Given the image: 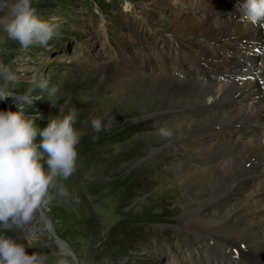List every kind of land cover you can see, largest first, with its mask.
Here are the masks:
<instances>
[{
  "label": "rangeland",
  "instance_id": "1",
  "mask_svg": "<svg viewBox=\"0 0 264 264\" xmlns=\"http://www.w3.org/2000/svg\"><path fill=\"white\" fill-rule=\"evenodd\" d=\"M208 1L33 0L41 18H55L57 35L46 45L28 48L7 37L0 39V63L16 73L17 90L23 91L33 74L57 85L59 98L54 104L42 99L34 107L45 117L76 108L74 127L80 132L76 171L62 181L66 195L61 197L49 189L51 198L25 226L24 231L30 234L34 229L35 236L34 246L26 251L47 256V264H54L61 251L56 239L43 228L42 214L79 257L80 264H197L196 257L187 256L184 249L185 239L192 234L191 217L185 227L178 219L185 210L197 207V199L208 195L189 188L186 195L179 183L181 175L193 172H187L185 164H196L194 171H200L209 169L214 161L208 158L211 151L200 148L194 157L190 145L184 143L189 131L203 127L199 125L204 117L159 90L141 88L139 96L130 93L134 90L130 84H115L129 83L136 75L179 77V71L172 72V61L180 60L185 66L188 53H200L202 47L213 43L202 39L195 29L187 33L180 23L184 18H215L219 8L210 9ZM40 94L47 98L46 93ZM15 100L4 98L0 109L15 110L19 104ZM34 110L25 109L26 113ZM91 118H101L110 124L109 129L94 132ZM46 122L37 121L40 126ZM190 123L192 129L187 130ZM160 127L168 128L172 135L161 137ZM241 207L232 198L226 203H209L199 215L226 217L237 224L244 219ZM263 228L264 222L256 224L255 234L261 235ZM242 237L247 238L244 230ZM244 238L238 242L239 249L231 251L237 258L251 249ZM194 247L197 250L190 254L202 250L205 255L203 248ZM233 263L237 264V259Z\"/></svg>",
  "mask_w": 264,
  "mask_h": 264
},
{
  "label": "bare ground",
  "instance_id": "2",
  "mask_svg": "<svg viewBox=\"0 0 264 264\" xmlns=\"http://www.w3.org/2000/svg\"><path fill=\"white\" fill-rule=\"evenodd\" d=\"M237 3L238 0H209L207 7L219 8L215 18H184L180 22L187 33L195 29L202 34V39L213 40V43L202 47L200 53H188L185 66L180 60H173L172 72L173 69L179 71V77L136 75L129 83L118 81L115 84L124 87L130 84L134 89L132 94H138L141 88L147 92L159 90L175 102L190 105L195 115L204 117L199 125L203 127L196 132L189 131L184 143L190 145L194 157L200 154V148L211 151L208 158L214 161L210 162L209 169L200 171H194L196 164H185L186 171L193 172L181 175L179 183V187L186 189V195H189L188 188L208 195L206 199H197L195 202L200 201L197 207L185 210L178 219L179 225L185 227L189 225L187 218L191 217L192 234L185 239L184 249L187 256L196 257L197 264H234V259L237 264H264V228L261 235L255 234L256 224L264 222V56L256 55L257 50L264 52V23L253 24L234 18L233 14L238 13ZM15 103L21 102L15 100ZM180 115L185 117V114ZM186 129H192L191 123ZM234 151L239 152L236 155ZM240 171L243 174H239ZM232 198L242 204L238 209L244 216L241 222L234 224L226 217L215 219L214 215H199V210L209 203H226ZM40 216L47 234L53 231L49 219ZM226 230H229V238ZM243 230L247 238L242 237ZM33 233L31 229L30 234ZM241 238L251 249L237 258L232 252L238 248ZM55 241L59 249L65 247L71 251L65 241L63 246ZM194 244L203 248L205 255L202 250L190 254L197 250ZM219 244L226 246L217 247ZM256 256L259 257L254 258Z\"/></svg>",
  "mask_w": 264,
  "mask_h": 264
},
{
  "label": "clouds",
  "instance_id": "3",
  "mask_svg": "<svg viewBox=\"0 0 264 264\" xmlns=\"http://www.w3.org/2000/svg\"><path fill=\"white\" fill-rule=\"evenodd\" d=\"M235 8L249 23H264V0H238ZM58 28L55 18L44 19L37 14L33 0H0V39L15 40L22 48L46 45ZM17 89L16 73L0 63V101L14 97L21 102L15 110L0 109V264H47V256L26 251L34 246L35 236L24 229L51 198L50 188L61 197L66 195L62 181L76 171L77 165V111L71 107L45 117L36 109V101L48 99L54 104L59 98L58 86L49 85L37 74L29 78L23 91ZM27 108L35 110L26 113ZM40 119H46L44 126L37 123ZM89 123L97 133L110 127L101 118H91ZM157 131L164 138L172 135L166 127ZM11 232L16 235H9ZM54 264H80V260L75 253L61 250Z\"/></svg>",
  "mask_w": 264,
  "mask_h": 264
},
{
  "label": "water",
  "instance_id": "4",
  "mask_svg": "<svg viewBox=\"0 0 264 264\" xmlns=\"http://www.w3.org/2000/svg\"><path fill=\"white\" fill-rule=\"evenodd\" d=\"M38 211H39V209H37ZM48 234L50 235V236H53L57 241H59L62 245L61 246H63L64 245V240L62 239V238H60L59 236H57L53 231H51V232H49L48 231ZM60 250H63V251H65V252H68V250H66V248L64 247H60ZM69 254H72V251H70V252H68Z\"/></svg>",
  "mask_w": 264,
  "mask_h": 264
}]
</instances>
